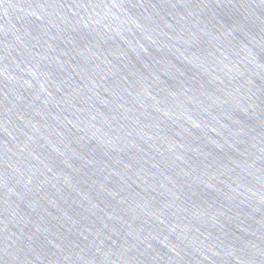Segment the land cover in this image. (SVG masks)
<instances>
[{
    "label": "water",
    "instance_id": "obj_1",
    "mask_svg": "<svg viewBox=\"0 0 264 264\" xmlns=\"http://www.w3.org/2000/svg\"><path fill=\"white\" fill-rule=\"evenodd\" d=\"M0 264H264V0H0Z\"/></svg>",
    "mask_w": 264,
    "mask_h": 264
}]
</instances>
